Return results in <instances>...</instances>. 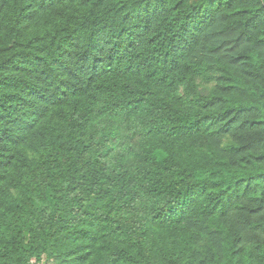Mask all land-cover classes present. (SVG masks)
<instances>
[{"label":"trees","instance_id":"1","mask_svg":"<svg viewBox=\"0 0 264 264\" xmlns=\"http://www.w3.org/2000/svg\"><path fill=\"white\" fill-rule=\"evenodd\" d=\"M0 264H264V0H0Z\"/></svg>","mask_w":264,"mask_h":264}]
</instances>
